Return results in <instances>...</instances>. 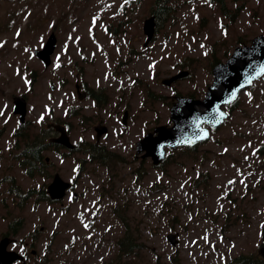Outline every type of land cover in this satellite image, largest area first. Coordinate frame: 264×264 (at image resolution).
<instances>
[{"label":"rangeland","instance_id":"rangeland-1","mask_svg":"<svg viewBox=\"0 0 264 264\" xmlns=\"http://www.w3.org/2000/svg\"><path fill=\"white\" fill-rule=\"evenodd\" d=\"M155 1L0 0V238L21 220L8 249L34 250L25 264H225L264 246V76L197 149L172 150L158 167L134 151L145 131L171 125L175 97L201 99L212 66L264 33V0H222L224 11L219 0H169L145 45L143 22ZM50 33L56 48L44 67L33 50ZM180 72L187 75L161 84ZM76 86L84 96L77 98ZM86 93H100L101 103L89 107ZM15 95L27 102L24 133L47 134L45 142L53 140V126L65 125L70 140L84 148L79 139L92 134L91 123L107 125L102 144L120 153L111 161L123 171L116 203L93 206L96 196L89 192L85 214L83 196L69 207L42 201L36 192L27 197L55 173L63 180L79 173L78 189L88 187L87 159L79 147L72 153L51 144L42 152L48 157L43 173L27 176L16 158L25 141L15 140ZM103 167L96 169L105 177ZM130 169L142 172L140 188ZM3 175L13 182L11 191ZM126 224L140 246L132 261L118 255L116 245ZM169 233L176 246L167 241Z\"/></svg>","mask_w":264,"mask_h":264},{"label":"water","instance_id":"water-1","mask_svg":"<svg viewBox=\"0 0 264 264\" xmlns=\"http://www.w3.org/2000/svg\"><path fill=\"white\" fill-rule=\"evenodd\" d=\"M153 25L152 19L144 22L143 30L147 36L146 43L152 37ZM54 47L55 39L51 35L43 49L35 51L44 66L49 65ZM263 73L264 34H261L253 38L250 45L237 47L225 63L217 64L212 69L213 82L208 86L204 100L178 98V102L171 108L170 118L174 122L173 126L155 128L154 131L157 135L152 137L151 134H148L140 140L137 144V152L146 150L145 156L150 155L154 163L157 164L163 158L165 146L192 145L199 140H204L207 137V132L206 128H202V124L212 128L219 126L225 117L221 106L231 104L237 98L240 90L251 86L253 81ZM184 75H186L185 72L180 73L170 79L163 80V83L168 85ZM249 80L252 81L250 84L247 83ZM233 93H235V97H233ZM13 102V113L19 114V120L23 122L26 114V102L20 96L15 97ZM58 141L70 147L64 135ZM68 186V183H64L58 175H55L47 191L52 198L59 199ZM167 239L173 245L176 243L173 235H168ZM8 242L7 238L0 240V264H12L14 261L22 259V256L17 253L6 250ZM260 253L264 257V248L260 249Z\"/></svg>","mask_w":264,"mask_h":264},{"label":"flooded vegetation","instance_id":"flooded-vegetation-1","mask_svg":"<svg viewBox=\"0 0 264 264\" xmlns=\"http://www.w3.org/2000/svg\"><path fill=\"white\" fill-rule=\"evenodd\" d=\"M86 98L89 101L88 102L89 107H93L94 105L97 104V99H95L91 93L90 94L86 93ZM123 109L124 110L121 114V117H122L124 111H127V117H128V110L125 109V107ZM126 120H127V118H126ZM102 125H105L107 127V125L105 123H103L101 119H99L95 123H91V127L93 130L92 134L89 137H87L86 140L79 139V142H83L85 144V150L83 153L85 155V158L91 159V160L94 159L95 162L98 163V164L94 163L95 168H91L90 166L92 163H90L88 161V166L90 167L89 168V167H86L87 160L85 162V168L83 171V179H85V181L88 183L87 184L88 187H83V189H78L79 188L78 182L80 180L79 177L78 178L73 177L70 181L72 183V189L74 190V192H72L73 193V202H78V201L80 202V200L78 199V196H77L78 193H80L79 198L82 196L85 198V202L82 205V206H84V212L85 213H86V199L89 196V192H91L93 195L96 196L95 197L96 199H94L93 201L99 202L100 200L98 197H100V196L97 195L98 190H103V189L107 190L109 196L111 197L110 200H112V199L115 200L116 197L118 196V194L122 191L121 188L119 190L120 185H118V184H120V174L123 173V171H120V168H118V165H120L118 163H120V162H118V163L113 162V166H112V161H111L112 159L114 160L115 157L117 155H119L120 153H114L112 151H108L107 147L104 144H102V140H103L102 138L105 139L108 136V132H107L106 136H100L97 134L96 128L100 127ZM107 130H108V127H107ZM147 131H150V129ZM57 135L58 134L55 132V136L53 139L57 138ZM55 146L66 149L63 145H60L58 143H53V147H55ZM76 146L81 148L79 146V144ZM86 147L88 148L87 150H86ZM76 149H77V147H76ZM77 150H79V151H77ZM77 150H76L77 151L76 153L81 152L80 149H77ZM90 150H92V151L90 152ZM74 152H72V153H74ZM135 158H139L140 160H144V161L150 160V159H143L140 155H137L136 152H135ZM94 160L92 162H94ZM104 163H106L105 165H110L109 167L104 166L105 170H107L109 172L108 177L107 176L104 177V175L101 174V172H98L96 169V166H100V164L102 165ZM127 172L129 174L134 175L136 173V170L130 169ZM1 181L9 182L8 176L3 175L1 178ZM77 190H79L78 193H77ZM104 201L109 202L107 199H104Z\"/></svg>","mask_w":264,"mask_h":264},{"label":"trees","instance_id":"trees-1","mask_svg":"<svg viewBox=\"0 0 264 264\" xmlns=\"http://www.w3.org/2000/svg\"><path fill=\"white\" fill-rule=\"evenodd\" d=\"M169 0H156L157 2V10L156 14L164 15L166 12H168L169 8L166 6V3H168ZM220 9L224 11V3L222 1L219 2ZM22 135V134H21ZM20 133L18 132L17 136L21 137ZM43 139L40 138L39 135L34 136L32 138H27L25 140V144L23 146L24 153L26 152V155L22 156L21 160V166L22 168H26L27 170H31V164L29 161H38L39 153L42 150L43 147ZM32 161V162H33ZM13 189V188H12ZM42 192V191H41ZM20 221L15 222L14 224H19ZM19 227V225H18ZM17 230L13 229V234H16ZM117 247L119 254H122L121 256H129L130 253L134 249H138L140 246L135 244L133 240H131V237L129 235L128 226L126 224V228L124 229L123 236L121 239L117 241ZM226 264H264V261L258 256V255H244L240 254L236 257H233L228 263Z\"/></svg>","mask_w":264,"mask_h":264},{"label":"snow or ice","instance_id":"snow-or-ice-1","mask_svg":"<svg viewBox=\"0 0 264 264\" xmlns=\"http://www.w3.org/2000/svg\"><path fill=\"white\" fill-rule=\"evenodd\" d=\"M251 82H252L251 80L247 81V83H249V84H250ZM232 95H233V97H235V93H233ZM0 114H2V113H0ZM41 119H43V117H41ZM205 135H206V134H205Z\"/></svg>","mask_w":264,"mask_h":264}]
</instances>
